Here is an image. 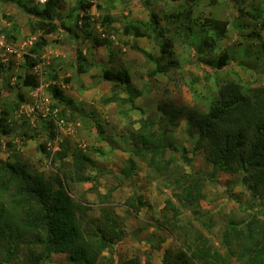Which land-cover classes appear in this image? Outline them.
<instances>
[{
	"label": "trees",
	"instance_id": "16d2710c",
	"mask_svg": "<svg viewBox=\"0 0 264 264\" xmlns=\"http://www.w3.org/2000/svg\"><path fill=\"white\" fill-rule=\"evenodd\" d=\"M138 1L147 11V19L144 21L125 18L117 22L110 15V10L115 8L114 0H107L108 3L102 6L103 8L100 5L95 6L105 12L99 19L105 33L114 34V31H118L116 27L118 24L122 35L133 39L146 38L158 43L159 38L169 36L166 30L172 29L185 39L193 50L191 64L197 63L203 65L205 70L211 69L215 72L227 66L231 60L230 56L225 51L218 55L214 52L217 43L226 36L228 23L226 20L218 19L211 12L205 16L196 11L194 15V7L199 6V0H178L173 6L164 3L153 8H150V5L155 0ZM253 1L206 0V6L210 8L217 4L232 6L236 8L239 16L243 17L244 8L236 4L244 5L247 15L256 26L259 21L264 22L262 3L264 1L260 0L257 6L253 5ZM60 2L61 0H44L42 3L38 0H0L1 6L8 4L19 9L26 16L29 32L37 35L36 41L28 50L30 55L24 56V68L30 69L41 60L49 36L59 34L63 30L66 31L65 36L70 32L71 38H74L73 30L70 25L66 26L65 21L76 22L78 15L74 18L73 8L67 15L62 16L59 10ZM76 4L82 11L79 20L83 26V41L92 39L93 48L103 46L107 39L94 38L88 30L91 17L87 11L91 9L92 4L85 0H77ZM5 16L7 15L3 13L1 18L5 19ZM5 20L10 25L0 27V37L6 42L14 43L17 41L19 27L14 19L6 17ZM76 24L77 22L74 26ZM246 26L238 23L236 28L241 30ZM195 28L198 31H195ZM247 38L258 45L254 53L261 55L264 63V39L261 33L251 32ZM172 42L170 37L167 38L166 44L159 47L160 52L169 50ZM132 49L141 53L154 65L149 72L150 76L163 74L171 68L170 64L161 65L162 55L154 58L139 47L132 46ZM8 63L9 67L0 65V69L10 68L12 62ZM70 63L74 72L80 76L91 72L97 64L85 57L80 50H75ZM58 67L57 64L45 71L50 82L47 92L54 101L52 108L62 106L56 116L59 120L65 121L67 117L63 106L66 98L57 85ZM93 74L98 83L106 82L111 85L110 95L101 100L102 105L118 104L121 109L120 111L117 109V113L125 119L130 120L132 113L137 115V119L129 121L125 128L130 148L118 171L120 180L128 181L136 173L137 161H140L154 179H166L177 190L174 197L180 207L167 199L163 208V219L168 232L179 236L178 260H182V264L194 261L195 264H231L232 261L237 264H264V219L261 218V214H264V84L246 86L242 84L241 77L230 69L227 74L232 77L215 78L216 88L207 98V111L187 117L186 123L190 128L187 131L195 145L192 153L195 154L201 148L200 152L205 153L204 158L211 165V175L206 176L202 172L188 173L177 167L171 154L178 151L167 139L168 129L173 126L174 119L169 117L168 111L162 109L166 116L165 123L156 120L151 114L144 115V108L135 104L137 98L142 96V92L131 85L126 69L102 68ZM14 76L15 88L19 90H33L39 86L37 77L32 73H15ZM0 78L5 81L3 77ZM64 81L68 82V79ZM190 83V90L195 93L192 89L194 82ZM3 94V88L0 87V98ZM21 102H24V95L19 92L12 108ZM140 114L142 115L139 116ZM8 117V109L0 108V134L6 136V139L10 136L15 137L11 132L12 123ZM53 124L54 119H48L34 137L37 139L40 135L47 136V140L37 148L47 156L51 154L50 165L58 162V167H55L56 173L52 177L45 179L42 174L33 172L15 156L7 160L0 159V264H50L54 254L66 255L69 264H99V254L103 250H113L115 244L124 237L123 228L116 221L112 211L101 207L99 219L88 220L86 211L89 208L67 193V186L70 183H93L96 177L91 176L89 172H108L97 167L94 155L109 157L116 147L114 139L111 135L108 137L103 135L105 130L97 124L95 127L99 134L98 140L105 143L108 147L107 152L101 147L87 148L83 152H69L68 145L61 141L58 143V150L51 153L48 144L55 139ZM7 145L10 146L9 141ZM187 152L181 149L179 159L184 165L191 166V157H187ZM220 172L230 176L240 175L237 180L239 184L245 187L251 198L259 197L262 206L260 210L251 211L246 219L238 222L229 219L224 224L220 238L223 253L214 249L209 237L199 231L192 233L190 229L180 228L182 234L180 235L176 230V224L173 223L180 215L181 209L190 211L197 219L203 215L200 211V202L204 199L202 189L204 181ZM142 204L141 197L126 200V208L132 211H137ZM161 224L158 226H163V223ZM209 226L210 223L207 228ZM149 241L152 242V239ZM162 264L172 263L162 259Z\"/></svg>",
	"mask_w": 264,
	"mask_h": 264
},
{
	"label": "rangeland",
	"instance_id": "374dc122",
	"mask_svg": "<svg viewBox=\"0 0 264 264\" xmlns=\"http://www.w3.org/2000/svg\"><path fill=\"white\" fill-rule=\"evenodd\" d=\"M76 1L61 0L59 4L62 16L67 15L73 8L75 9L74 18L78 15L76 26H74L75 21L72 23L69 20L65 21L66 26L70 25L73 30L74 38H71L72 33L70 32L68 36H65L66 31L63 30L59 34L49 36L41 60L30 69L24 68V56L30 55L28 50L36 41L37 35L29 32L26 16L19 9L8 4L0 5V27L10 25L5 20L6 17L14 19L19 27L16 42H6L0 37V65L7 68L9 67L8 62H12L7 70L6 68L0 69V77L5 79L3 81L0 78V87L4 91L0 98V108L8 109V118L12 123L11 132L15 136L6 139V136L0 134V159L7 160L15 156L28 165L33 172L42 174L47 179L56 173L58 162L50 165L51 154L47 156L37 148L39 144L47 140L46 135H40L39 138L34 139L41 126L48 119H54L55 139L48 144V150L51 153L58 150V143L61 141L68 145L69 152H83L92 147H101L107 152L108 147L103 141L98 140L99 134L95 126L100 124L105 130L103 135L107 137L111 135L115 141L114 145L118 147H115L109 157L94 155L97 167L108 172L91 171L90 175L96 177L93 183H70L67 186V193L74 200L81 201L89 208L86 211L88 220L99 219L100 208L105 207L113 212L116 221L123 228V239L115 244L113 250H103L99 254V264H130L131 262L132 264H162V259L168 263L182 264V260L177 258L180 247L179 236L168 232L163 219V208L167 199L178 208L180 207L174 197L177 190L166 179H154L144 163L140 161H137L136 173L128 181L120 180L118 171L122 166V160L127 158L126 153L130 148L125 128L129 121L137 119V115L132 113L130 120L125 119L117 113V109L119 111L121 109L118 104L117 106L115 104L102 105L101 100L110 95L111 85L106 82L98 83L93 73H98L102 68L122 67L126 69L131 85L142 92V96L137 98L135 104L144 108V115L151 114L156 120L165 123L166 116L161 111L162 109L168 111L169 117L174 119L173 126L168 129L167 139L178 151L171 154L177 167L188 173L202 172L210 176L212 169L204 158L205 153L200 152L201 148L195 154L192 153L195 145L187 131L190 129L186 123L187 117L207 111V98L216 88L215 78L232 77L227 74L230 69L241 77L242 84L246 86L264 84L263 58L254 53L258 45H255L252 39L247 38L249 33L259 31L264 39V22L259 21V24L255 26L247 15L246 6L240 5V1L236 5L244 8L243 17L239 16L236 8L232 6L217 4L214 8H210L206 6V0H199V6L194 7V15L196 11L205 16L211 12L218 19L226 20L228 23L226 36L217 43L214 53L218 55L225 51L231 60L227 66L215 72L211 69L205 70L203 65L191 64L193 50L188 42L172 29L166 30L169 35L167 38L170 37L173 40L171 48L163 53L160 52L159 47L166 44L167 38H159L158 43L146 38L133 39L122 35L118 24L116 25L118 31H114V34L105 33L99 23L104 11L98 10L95 6L106 5L107 0H85L92 4L91 9L87 11L91 17L88 30L94 38L107 39V42L102 44L103 46L93 48L92 39L83 41V26L79 20L82 11L76 7ZM114 1H116L115 8L110 10V15L117 22L125 18L140 21L147 19V11L141 7L138 0ZM177 1L155 0L150 8L159 7L164 3L173 6L178 3ZM259 1L254 0L253 5L257 6ZM3 13L7 15L5 19L1 18ZM238 23L247 26L240 30L236 28ZM195 31L198 30L195 28ZM132 46L143 49L154 58L162 55L161 65L170 64L171 68L163 74L150 76L149 72L154 65L141 53L134 51ZM75 50L82 51L85 57L97 62L91 72L81 76L74 72L70 60L73 59ZM57 64L59 66L57 85L66 98V106H63L65 117H67V119L64 117L65 121L59 120L56 116L62 106L52 108L54 101L47 92L50 82L47 80L45 71ZM27 72L37 77L39 86L33 90L15 88L16 76L14 74ZM65 79H68V82H65ZM191 81L194 82L192 89L195 93L190 90ZM19 92L23 93L24 102L19 103L13 109L16 94ZM122 96L125 95L122 94ZM178 111L180 114H176ZM7 141L10 146L7 145ZM181 149L188 151L186 155L188 158L191 157V166L184 165L179 159ZM67 159L70 160L69 157ZM240 177V175L230 176L220 172L215 177L204 181L202 188L204 199L200 202V211L203 215L197 219L190 211L181 209L176 221L173 220L177 226V232L182 235L180 228L190 229L192 233L199 231L209 237L214 249L223 253L220 238L224 224L229 219L237 222L246 219L251 211L260 210L262 207L259 197L251 198L245 187L239 184L237 180ZM131 197H141L143 204L137 211L126 208V200ZM261 218L264 219V214H261ZM157 221L160 224L163 223V226L159 227ZM208 223L210 226L207 228ZM149 239H152V242ZM50 264L69 263L66 255L54 254ZM187 264H195V261ZM231 264L237 263L232 261Z\"/></svg>",
	"mask_w": 264,
	"mask_h": 264
},
{
	"label": "built area",
	"instance_id": "2783aa9c",
	"mask_svg": "<svg viewBox=\"0 0 264 264\" xmlns=\"http://www.w3.org/2000/svg\"><path fill=\"white\" fill-rule=\"evenodd\" d=\"M44 0H38L39 3H42ZM91 1H94V0H91ZM1 40V39H0Z\"/></svg>",
	"mask_w": 264,
	"mask_h": 264
}]
</instances>
